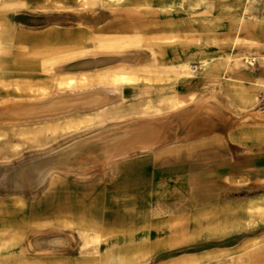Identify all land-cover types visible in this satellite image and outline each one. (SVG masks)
<instances>
[{
    "label": "rangeland",
    "instance_id": "obj_1",
    "mask_svg": "<svg viewBox=\"0 0 264 264\" xmlns=\"http://www.w3.org/2000/svg\"><path fill=\"white\" fill-rule=\"evenodd\" d=\"M135 1L103 0L94 13L81 0L47 9L66 15L64 32L139 33L144 42L65 62L77 65L62 71L76 88L96 75L114 88L112 72L133 74L116 85L120 100L90 114L86 127L10 138L12 149L0 143V231L23 235L13 255L31 264H264L263 212L249 209L264 201V0H139L138 22L128 5ZM165 2L173 8L158 7ZM36 20L0 19L3 51ZM164 36L171 46L157 42ZM168 50L179 56L170 64L161 55ZM89 61L101 63L84 67ZM184 64L200 88L160 83L173 87L168 94L134 79ZM174 95L181 110L162 101ZM154 154L173 160L157 166Z\"/></svg>",
    "mask_w": 264,
    "mask_h": 264
},
{
    "label": "bare ground",
    "instance_id": "obj_2",
    "mask_svg": "<svg viewBox=\"0 0 264 264\" xmlns=\"http://www.w3.org/2000/svg\"><path fill=\"white\" fill-rule=\"evenodd\" d=\"M47 1L42 0V3L33 1L31 3L27 0H0V19L7 17L14 19L19 14H24L26 17L40 20L30 23L26 21L24 27L28 32L35 33L37 29H47L45 34L38 35L36 38H32L30 34H24L14 44H9V51L6 52L2 49V40L0 39V143L4 142L11 149L16 146L9 143L10 138L31 140L34 136L39 135L58 136L59 134L75 131L82 126H87L90 123L88 119L90 114L103 110L110 104L120 100L121 95L116 89V85H128L133 80V74L120 73L117 75V73L112 72L111 82L114 88L105 86L107 77L103 75H96L91 85L84 86L83 83V87L76 88L71 85V79L60 81L59 72L70 66L71 68L77 66L76 64L65 65V62L89 54H96L107 48L132 47L144 42L139 33H133L132 37L128 38H107L101 34H91L88 37L83 34L76 36L79 31L71 32L69 30L63 33L64 40H60L59 36L61 34L54 29L57 26L63 28L62 17L66 15L63 13H47L46 11L47 9H58L57 6L61 5V0H54L56 1L55 6H52V4L46 6ZM81 1L82 3L79 6L91 8V13L96 12L95 8L103 4V0ZM110 1L114 4L122 2V0ZM142 4L139 0L135 3H128L133 9L132 19L135 22L142 21L145 18L142 13L137 12L138 9L145 7V4ZM158 7L161 9L173 8L171 3L167 2L160 3ZM67 16L72 15L67 14ZM85 18L82 20H87ZM87 25L91 29L98 27L96 21L91 23L87 20ZM88 41L92 43L91 46L86 45ZM172 41V36L157 39V42H163L166 46H171ZM154 46H157V43ZM170 51L161 54L168 63L179 58L177 53L174 55ZM156 57L155 55L152 56L155 60ZM99 63L101 62L89 61L86 65H80L96 68ZM189 68L188 64H184L178 68H169L166 71L147 70L139 72L134 79L136 82L141 80L143 84H152L151 88L156 92L164 90L168 94L175 91L173 87L161 85L160 83L181 81L184 83L181 84L182 87L180 88H185V85L190 88H200L199 82L193 83L190 80L192 74ZM206 68H208L207 62L203 61L202 72H205ZM219 68H222V65H219ZM215 79L216 77L213 78V80ZM47 83H50V88L46 87ZM63 85L69 89L60 91L59 88ZM231 86L234 90L236 89L235 94L242 101V93L237 90L236 83L232 82ZM178 97H175V95L172 98L167 96L162 101L166 102L171 111L181 110L185 101L183 98ZM95 101L97 102L95 103ZM146 109H154L155 113L159 112L158 107H151L149 103L146 105ZM153 130L154 132L161 131L163 127L158 125ZM244 151L250 153L249 149ZM151 158L153 164L157 166L173 160L169 157L163 158L158 154H154ZM249 209L262 211L261 220L264 223V201L252 204ZM22 238L23 235L11 231V229L0 231V264H31L26 260L18 261V259L16 260L17 257L15 258V255H13V253L19 251Z\"/></svg>",
    "mask_w": 264,
    "mask_h": 264
},
{
    "label": "crops",
    "instance_id": "obj_3",
    "mask_svg": "<svg viewBox=\"0 0 264 264\" xmlns=\"http://www.w3.org/2000/svg\"><path fill=\"white\" fill-rule=\"evenodd\" d=\"M40 26H42V25H40ZM46 30H47V29H43V28H42V29H37V30H35V31H36L35 33L28 32L26 29L19 30L18 38H20V37L23 36L24 34H30V36H31L32 38H36V36H38V35L45 34V33L47 32ZM54 30H55L57 33L61 34V36H59L60 40H61V39L64 40V37H65V36H63L64 30H63L62 26H57V27H55ZM53 32H54V31H53ZM51 34H52V32H51ZM58 76H59V78H60V81H63L62 71L59 72V75H58ZM47 85H48V83H47ZM88 119L90 120V123H91V121H93V117H91L90 115H89ZM82 127H86V126H82ZM82 127H80V128H82ZM77 131H79V128H78L77 130H75V131H71V132H77ZM68 133H70V132H68Z\"/></svg>",
    "mask_w": 264,
    "mask_h": 264
}]
</instances>
